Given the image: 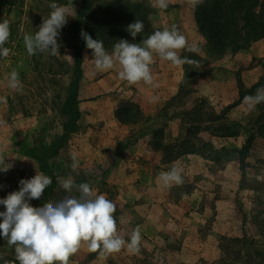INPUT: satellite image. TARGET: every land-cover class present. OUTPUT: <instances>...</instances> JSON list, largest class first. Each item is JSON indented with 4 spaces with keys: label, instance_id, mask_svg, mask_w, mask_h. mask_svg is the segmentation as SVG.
Segmentation results:
<instances>
[{
    "label": "rangeland",
    "instance_id": "374dc122",
    "mask_svg": "<svg viewBox=\"0 0 264 264\" xmlns=\"http://www.w3.org/2000/svg\"><path fill=\"white\" fill-rule=\"evenodd\" d=\"M104 1L110 2L111 0ZM51 3H57L58 5H69L71 3L73 17L69 16L67 18L66 25L80 11V1L78 0H0V22L7 19L10 22L11 32L8 42L4 45V47L10 49V52L6 57L0 56V95L7 99L11 112L19 114L18 126L22 130V134L18 133L15 142L20 149L24 147L36 149L38 142L41 140L47 143L54 139L66 119V116L62 114L61 106L71 77L72 65L67 63L69 57L73 59L72 50L63 45L61 31L60 36L57 38V42L61 45L59 49L61 56H51L48 53L29 55L23 40L25 33L35 34L42 24L43 18L49 17L52 11L49 7ZM97 4L98 1L94 2V5ZM149 19L151 23H154V26H157V23H159L157 11L152 9ZM176 27L180 31L179 26ZM195 41L196 45L189 46L199 49L198 53L185 50L182 53L183 57L197 61L198 65H184L185 73L180 80L181 93L163 102V106L152 117L143 115L138 117L132 123L131 137L138 135L143 127H147L149 133L151 129L161 126L166 121L165 141L185 135V129L191 125V122L181 116V113L188 109L187 107H191L195 99L193 98L191 102L192 93H189L192 89L191 83L197 75L209 72L213 68L212 63L219 58L203 52V38L198 36ZM262 43L258 48L263 51L253 55L247 66H241L243 70H249L255 65H260L262 68L260 75L262 79L257 85L252 83L255 75L249 74V87L247 86L246 89H251L250 95H254L258 88L264 86V42ZM13 70L19 73V79L23 85L22 94L9 89L7 86V76ZM203 101L206 103L205 109L207 111H216L214 109L215 105L208 100L203 99ZM263 110L264 103L257 105L256 110L252 112H249L245 106V109L241 111L243 114H236V116L241 117L240 120H232L226 117L217 124L209 123L208 125L213 128L215 125L226 124L231 130L239 132L240 137L231 138L224 144H220L223 140L209 137L207 132L204 131H200L196 138L193 137L194 135H189L190 140L195 145L199 144L197 137L203 141H205V138L210 139L205 141L209 142L210 146L205 145L203 147L206 161L200 164V167H203V163H205L207 169L198 171L196 170L197 163L191 161L187 172L185 170L183 172L184 184L169 189L174 200L164 203V210L171 212V219H167V223L163 222L165 229L161 230L162 232L157 235L156 239L146 230L141 231L140 252L133 254L125 247L115 254L117 258L113 257L115 261L119 264H152L157 262L153 260V252L157 251L156 257L160 260L170 259L172 264H175V261H177L175 254H177L180 246L184 244L189 246L185 250V259L191 261V263L184 264H226L225 262L228 260H232V264H264V157H252L250 161L247 160V157L246 177L242 182L246 187L241 189L235 186L230 187L229 183L226 182L224 194H227V196L224 199H227V197L228 199L220 204L214 201L219 196L218 186H221V183L214 178L215 172L222 168L226 158L233 155L240 148L237 145H239L241 137V143L247 137L253 117ZM178 115L181 122L179 120L176 122L168 121ZM260 124H264V118L260 121ZM24 130L26 131L23 132ZM67 146L68 139L60 151L63 161L55 159L52 165L54 183L46 202H55L62 199L66 193L61 188L59 179L72 176L77 183L87 182L96 190L97 194L105 195L111 200L116 205L114 217L117 221L123 220L120 215L119 202L114 201L116 188L107 182V168L98 165L85 169L80 166L77 172H73L70 167L72 160L69 154L65 153ZM186 157V155L181 156L176 162H173V165L185 167ZM217 157L219 158L217 159ZM35 164L36 173L38 168L37 163ZM16 171L17 169L11 168L6 172L3 182L11 181L10 179L14 177ZM231 176H233V171H227L225 177L229 182H232ZM183 194H187V196L183 197ZM73 195H78V193L74 192ZM3 211H6V208L4 205H0V212ZM155 211L161 213V207H157ZM0 222H2V218H0ZM130 234L131 232L121 233L125 240L130 239ZM221 235L244 236L246 238L244 246H235V250L239 249L236 257L233 256L232 251L230 253L221 251ZM0 243L1 250L15 254L14 248H9L7 241L2 242L0 240ZM85 248L87 247L82 246V249ZM90 254L88 253L84 257L87 259ZM112 259H109V262ZM180 263L182 262H176V264Z\"/></svg>",
    "mask_w": 264,
    "mask_h": 264
},
{
    "label": "crops",
    "instance_id": "0c3cea01",
    "mask_svg": "<svg viewBox=\"0 0 264 264\" xmlns=\"http://www.w3.org/2000/svg\"><path fill=\"white\" fill-rule=\"evenodd\" d=\"M141 2L157 11L159 16L157 26H154V23L150 21L157 30H163L166 27L171 28L173 25L179 26L180 32L186 37L190 46L196 45L195 40L198 36L203 38L197 30L190 0H169V6L164 10L153 7L154 0H141ZM262 42H264V38L254 41L245 49H240L236 52H225L212 63L213 68L209 72L197 75L191 83L192 89L189 91V93H192L191 102L193 98H203L215 105V112L219 113L222 112L224 106L235 101L241 91L250 89H246L247 86L249 87V74L255 75L252 79V83L255 84L260 78L262 68L260 65H255L249 70H243L241 66H247L253 55L263 51L258 48L263 44ZM113 46L114 44H110L104 47L111 53ZM203 52H206L205 48ZM182 53L183 50L179 53L183 58ZM85 56L89 60L85 59ZM73 59L69 57L67 64L72 65ZM92 59H94L92 50L87 49L85 46L82 50L81 76L77 89L76 106L79 111V117L75 129L69 133V138H67L68 146L65 153L67 152L70 158L72 153H76L80 160V166L85 169L98 165L107 168V182L116 188L117 192L114 201L119 202L120 215L123 218V220L117 221L118 230L121 233L132 232L133 229L139 226L141 231L146 230L156 239L157 235L162 232L161 230L165 229L163 222L167 223V219H171V212L164 210V203L174 200L169 189L164 188L158 181L160 172L170 170V166H174L173 162H176L184 155L189 158L186 157L184 161L186 166L183 169L186 172L190 167L191 161L197 163L196 170L199 171L201 169L203 171L207 169L204 165L205 163H203V167H200V164L206 161V157L199 153H187L175 160L163 162L161 160V152L152 149L149 144L150 132L148 133V128L143 127L138 135L131 137L130 130L133 122H120L115 116V109L119 102L128 100L140 107L143 116L152 117L163 106V102L181 93L179 85L185 73V66H174L171 62L155 56L152 73L154 81L159 86L152 88L143 82L132 85L121 80L118 75L120 70L118 64L107 72L93 76L95 69L90 61ZM247 95L250 94L242 96L238 104L231 107L224 114L225 119L226 117L232 120L241 119L236 114H243V112L241 113L245 109L243 98ZM153 96L156 97V101L150 102ZM0 98H2L0 99V156L6 160V163L12 162L14 170L26 168L35 176L36 161L25 155L15 142L18 133L22 134V130L18 126L19 114L11 112L6 98L1 95ZM187 108L189 109L190 107ZM257 116L253 117L252 120ZM27 120L30 121L31 119ZM178 120L181 122L179 115L168 121L176 122ZM61 132L62 128L58 130V134ZM204 132H207L209 137L223 140L220 144L226 143L231 138L240 137L239 132L232 137H217L211 135L207 130H204ZM204 140L210 139L205 138ZM241 141L242 137L238 143L239 145H237L238 148L243 144ZM248 153L249 156L247 154L246 158L248 157L247 160L249 161L252 157H264L263 136L256 135L253 138ZM229 170L233 171L232 182H229L225 177ZM38 172H41L39 168ZM215 173L214 178L221 183V186H218L219 196L214 201L220 204L228 199V197L224 199L227 196V194H224L226 182L229 183L230 187L239 188L240 171L236 151L225 159L222 168ZM5 176L6 172H0V192ZM204 181L210 182L209 180ZM184 196L186 197L187 194H183ZM157 207H161V213L155 211ZM188 247L184 244L180 246L177 254H175V259L177 260L175 264L176 262L191 263L190 260L185 259V250ZM156 252H153V260L157 262L152 264H172L170 259L160 260L156 257ZM88 253L91 254L86 259L84 256H87ZM115 254L101 255L99 250L91 252L87 248L82 249L81 247L76 255H72L69 258V264H119V262L115 261ZM114 256L115 258H113ZM109 259H112V261L109 262Z\"/></svg>",
    "mask_w": 264,
    "mask_h": 264
},
{
    "label": "clouds",
    "instance_id": "9594fccd",
    "mask_svg": "<svg viewBox=\"0 0 264 264\" xmlns=\"http://www.w3.org/2000/svg\"><path fill=\"white\" fill-rule=\"evenodd\" d=\"M193 9L202 6L206 0H190ZM169 0H154L153 7L167 9ZM52 9L48 18L44 19L35 34L25 33L24 45L29 55L48 53L51 56H61V45L57 42L60 30L67 24V18L73 17V6L51 3ZM145 28L142 20L127 26V31L135 39ZM10 22L4 19L0 22V56H8L10 49L4 47L8 42ZM81 37L86 48L92 50L94 59L93 76L107 72L119 65V78L129 84L143 82L152 88L158 87L154 81L152 65L155 56L171 62L174 66L198 65L197 61L181 57V50L197 52L199 49L190 47L186 37L175 25L171 28L156 30L141 43H129L120 39L109 53L103 41L93 39L83 29ZM85 59H88L85 56ZM89 60V59H88ZM9 89L21 93L23 85L19 73L15 70L7 76ZM2 99V98H0ZM151 97L150 102H155ZM264 103V86L258 88L254 95L243 98V104L249 112L255 111L256 106ZM70 165L73 172L80 168V160L76 153L71 154ZM0 156V172H7L13 167ZM183 167L174 165L168 171L160 172L158 181L164 188L184 184ZM59 183L66 195L55 202L49 201L42 207H33L29 201L40 199L46 188L52 184V178L43 172H36L30 179L19 181V190L13 191L6 198L0 199L6 211L0 212V236L14 248L15 260L18 264H69V258L76 254L82 246L91 252L99 250L101 255L118 253L123 248L133 254L141 250V230L139 226L132 230L130 239L125 240L118 230L114 217L116 205L105 195L97 194L96 190L87 183H77L69 176L60 178ZM78 195H73V193ZM3 264H12L0 255Z\"/></svg>",
    "mask_w": 264,
    "mask_h": 264
},
{
    "label": "trees",
    "instance_id": "16d2710c",
    "mask_svg": "<svg viewBox=\"0 0 264 264\" xmlns=\"http://www.w3.org/2000/svg\"><path fill=\"white\" fill-rule=\"evenodd\" d=\"M78 1H80L78 15L60 30L63 45L71 49L74 56L71 77L68 81L66 96L61 106L62 114L66 116V119L61 125L62 132L47 143L41 140L38 142L36 149L29 147L21 149L25 155L36 161L41 172L52 178V184L54 183V175L51 168L54 160L63 161L60 151L69 133L75 129L79 117V111L76 106L77 89L81 76L82 50L86 46L85 41L81 37V30L83 29L93 39L103 41L104 46L110 44L115 45L120 39L127 40L129 43H141L157 30V28L152 26L149 19L152 8L144 5L141 1ZM97 1L98 4L94 5V2ZM193 18L198 32L204 38L205 51L215 57H220L225 52H236L240 49H245L254 41L264 38V0H206L202 6L193 9ZM136 20H142L145 28L133 39L127 31V26ZM261 79L262 77L259 78L255 85ZM180 88L181 84L179 85V91ZM250 90L241 91L239 97L224 106L222 112L219 113L207 111L205 109L206 103L203 99H195L193 105L181 113V116H184L191 122V125L185 129V135L174 138L171 141H165L164 128L166 123L164 122L161 126L151 129L149 139L151 148L161 152V160L163 162L175 160L179 156L187 153H199L205 156L203 154V147L205 145L210 146V143L197 137L199 144L195 145L190 140L189 135H194L193 137L196 138V135L200 131L207 130L211 135L217 137L236 136L237 131L231 130L226 124L215 125L214 128L208 124H217L222 119H225L224 114L231 107L238 104L240 98L248 94ZM115 116L120 122H134L138 117L142 116V112L136 103L127 100L119 102L115 109ZM263 118L264 110L252 120L251 129L247 137L241 147L236 150L240 171L239 188L246 187L242 182L246 177L245 169L247 167V161L245 158L251 142L256 135L264 137V124H260ZM68 168L70 167L68 166ZM33 177L34 175L28 169H17L14 177L10 179L11 181L3 182L0 199L6 198L13 191H18L19 181L21 179H30ZM52 184L46 188L40 199H32L29 203L33 207H42L51 194ZM0 240L2 242L6 241L2 236H0ZM245 243L246 238L244 236H220L221 251H228L229 253L232 251L234 257L239 253V249L235 250V246H244ZM0 255H3L12 264H18L13 252H6L0 249ZM225 263L232 264V260H228ZM0 264H3L2 260H0Z\"/></svg>",
    "mask_w": 264,
    "mask_h": 264
}]
</instances>
